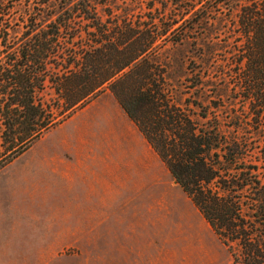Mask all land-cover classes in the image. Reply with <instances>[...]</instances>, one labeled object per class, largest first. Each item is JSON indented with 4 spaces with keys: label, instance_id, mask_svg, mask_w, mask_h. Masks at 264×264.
I'll list each match as a JSON object with an SVG mask.
<instances>
[{
    "label": "trees",
    "instance_id": "trees-1",
    "mask_svg": "<svg viewBox=\"0 0 264 264\" xmlns=\"http://www.w3.org/2000/svg\"><path fill=\"white\" fill-rule=\"evenodd\" d=\"M181 1L179 20L199 7L174 43L203 35L218 8L238 35L214 74L238 84L220 96L208 83L215 95L205 106L192 102L197 120L151 80L146 31L118 26L120 16L102 23L90 0H0L1 143L17 156L48 131L49 108L37 99L46 87L69 112L107 85L234 263L264 264V0L238 10L241 0Z\"/></svg>",
    "mask_w": 264,
    "mask_h": 264
},
{
    "label": "rangeland",
    "instance_id": "rangeland-1",
    "mask_svg": "<svg viewBox=\"0 0 264 264\" xmlns=\"http://www.w3.org/2000/svg\"><path fill=\"white\" fill-rule=\"evenodd\" d=\"M90 1L102 23L108 19L112 25V18L120 16L118 26L125 21V26L147 32L150 44L144 46H148L151 80H158L166 96L194 120L200 109L192 102L205 106L208 98H214L210 82L219 86L220 96H225L227 84H238L214 75L225 66L223 59L229 58L230 47L238 37L232 25L225 23V8L217 9L203 35L199 30L198 37L188 33L189 39L176 44L173 41L182 34L180 30L198 10L199 6L190 8L192 0L181 1L190 11L180 20L177 0ZM238 2L236 10L243 7L244 0ZM109 15L111 18H106ZM167 25L168 32L161 36ZM37 99L49 108L53 120L47 132L12 157L2 145L0 133V257L76 252L74 244L66 243L72 241L74 230L60 228V219H67L87 225L83 233L90 230L91 222L103 223L93 229L92 237L87 234V240L94 242L84 246L83 252L89 256L86 264L107 254L116 255V264L124 263L125 254L130 264H235L233 254L213 235L107 85L69 112H60L63 106L48 87L37 93ZM66 162L82 163L77 180L81 204L73 212L71 197L64 219L59 212V180L49 174V169L57 171L59 164ZM102 163L107 164V172L98 169L97 164ZM259 172L264 182V168ZM17 197L18 203L13 202ZM108 237L112 244L106 243Z\"/></svg>",
    "mask_w": 264,
    "mask_h": 264
},
{
    "label": "crops",
    "instance_id": "crops-1",
    "mask_svg": "<svg viewBox=\"0 0 264 264\" xmlns=\"http://www.w3.org/2000/svg\"><path fill=\"white\" fill-rule=\"evenodd\" d=\"M149 147V146H148ZM149 149H151L149 147ZM152 151V150H151ZM156 156V154H155ZM158 158V156H156ZM159 159V158H158ZM76 163V162H75ZM72 164L70 165V163L66 162V163H60L59 164V168H58V172L53 169L51 167V169H49V174L55 178L56 175L58 177L59 180V188L61 191V195H60V207H59V212L61 217L65 219V215H67L66 213L68 212V210H66L68 207H70V205H68V201L70 200L71 197L74 198L73 203L71 204V209L72 211H76L77 207L81 204V197L79 198V187L77 185V180L80 178L79 177V167L82 166L81 164ZM101 166H99V164H97L98 169L103 170L104 172L108 171V166L105 163L100 164ZM78 174V175H77ZM80 182V180H79ZM80 184V183H79ZM64 192V193H63ZM79 193V194H78ZM19 199L18 197L13 201V202H17L18 203ZM20 223V222H18ZM60 228L63 229H71L74 230L73 233V237H70V239H72V241L70 240L69 244H74V246L76 247V252L74 253H60V252H40V253H33V254H26V253H12L10 255H5L4 258L0 257V264H77V262L79 261L80 264H83L82 262H86L89 259V256L87 255V253H84L83 250L84 246L90 245L92 244L94 241L93 239H89V241L87 240V234L93 235V229L95 227H98L100 225H102L103 223H98V224H94L95 222H91V225L89 227V231L87 230L86 232H82V228H84L85 230L88 229L87 225L85 226H80V224H82L81 222L75 221V222H71L66 219V220H61L60 219ZM89 223V222H88ZM23 225V227L26 229H29V225L26 226L24 224L21 223V226ZM20 226V227H21ZM10 233V232H7ZM6 233V234H7ZM84 237L86 238V241H84ZM112 239H116L115 237ZM128 239V238H126ZM106 243L108 244H112L113 241L109 240V237L106 239ZM1 241V239H0ZM93 241V242H91ZM217 241V240H216ZM60 244V242H59ZM116 255H112L109 256V254L107 255H103V256H96L93 259H91L92 264H116V257H114ZM126 256V258H125ZM128 261V262H127ZM9 262V263H7ZM119 262V260H118ZM86 264V263H85ZM119 264V263H118ZM123 264H130V257L127 256V254L124 255V263Z\"/></svg>",
    "mask_w": 264,
    "mask_h": 264
}]
</instances>
